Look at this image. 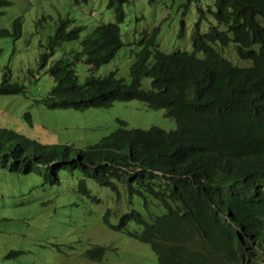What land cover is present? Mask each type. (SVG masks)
I'll use <instances>...</instances> for the list:
<instances>
[{"label": "trees", "instance_id": "obj_1", "mask_svg": "<svg viewBox=\"0 0 264 264\" xmlns=\"http://www.w3.org/2000/svg\"><path fill=\"white\" fill-rule=\"evenodd\" d=\"M86 0H80L79 2ZM127 0H107L114 21L97 25L79 42L71 56L60 57L46 69L54 49L77 41L83 26L59 19L40 57V70L54 85L45 101L50 110L109 108L115 102L139 101L163 110L175 122L170 131L158 127L128 129L122 120L98 143L84 149L45 146L13 131L0 130V170L35 174L49 185L59 173H78V193L93 202L86 180L119 197L117 184L140 211L131 207L110 223L106 210L101 222L108 229L149 246L157 264H264V0H214V25L199 6L191 51L164 53L156 47L159 26L136 44L128 79L113 71L80 81L73 69L83 59L92 69L112 61L123 46L119 24ZM152 2V0H149ZM77 4V0H74ZM11 5L0 0V15ZM207 14L210 15L209 10ZM208 24L202 33L200 25ZM40 22H38L39 24ZM21 19L0 28V38L21 36ZM222 28V29H220ZM180 22L177 37H183ZM233 46L235 56L250 66L234 65L218 48ZM199 54L201 56H199ZM149 87L142 88V80ZM25 86L0 77V96L20 95ZM30 124L28 113L23 115ZM137 227L132 229L130 225ZM108 248L94 246L83 256L100 262ZM22 252H11L8 258Z\"/></svg>", "mask_w": 264, "mask_h": 264}, {"label": "rangeland", "instance_id": "obj_2", "mask_svg": "<svg viewBox=\"0 0 264 264\" xmlns=\"http://www.w3.org/2000/svg\"><path fill=\"white\" fill-rule=\"evenodd\" d=\"M11 5L0 15V28L11 27V21L21 19V36L13 41L0 38V77L4 69L10 71L11 81L25 86L20 95L0 96V130L13 131L26 139L45 146H68L84 149L98 143L116 128V120L126 123L128 129L147 130L158 127L174 130L173 119L163 110H152L139 101L115 102L109 108L50 110L46 95L54 83L45 73L51 63L60 57L71 56L79 42L97 25L114 21L113 12L106 9L107 0H6ZM186 0H127L123 4L124 19L119 24L123 46L115 58L97 69L89 68L83 59L74 64L80 81L92 74L104 76L116 71L117 77L128 79V70L134 61L133 52L142 33L159 26L156 47L164 53L191 51V36L197 17L196 4L191 3L181 17V5ZM199 6L214 25V0H199ZM209 10V14H207ZM73 20L72 26H83L77 41L62 42L49 58L45 69L40 70V57L47 52V43L58 20ZM181 20L185 23L183 37L177 33ZM38 22H40L38 24ZM263 25V21L257 18ZM208 24L200 25L202 33ZM222 29V28H220ZM234 65L248 67L250 62L239 60L233 46L218 48ZM199 56H201L199 54ZM149 80H142V88ZM29 114L30 124L23 115ZM78 173H59V182L46 184L35 174L19 175L0 170V264H157L149 246L124 234L114 232L101 222L110 210V223L116 224L119 216L131 207L141 209L138 198L130 199L124 186L117 184L118 195L86 180L93 202L81 196L77 189ZM132 229L137 227L130 225ZM105 246L108 251L100 262L83 256L87 249ZM11 252L22 254L8 258Z\"/></svg>", "mask_w": 264, "mask_h": 264}]
</instances>
